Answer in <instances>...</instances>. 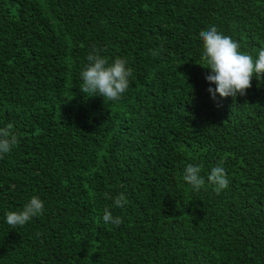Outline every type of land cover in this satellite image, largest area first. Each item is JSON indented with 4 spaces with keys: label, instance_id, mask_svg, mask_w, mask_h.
<instances>
[{
    "label": "trees",
    "instance_id": "trees-1",
    "mask_svg": "<svg viewBox=\"0 0 264 264\" xmlns=\"http://www.w3.org/2000/svg\"><path fill=\"white\" fill-rule=\"evenodd\" d=\"M211 26L255 59L264 0H0V128L19 139L0 159V264H264V81L211 98ZM93 47L133 70L117 102L80 92ZM190 163L228 187L192 191ZM33 196L43 214L10 227Z\"/></svg>",
    "mask_w": 264,
    "mask_h": 264
},
{
    "label": "clouds",
    "instance_id": "clouds-1",
    "mask_svg": "<svg viewBox=\"0 0 264 264\" xmlns=\"http://www.w3.org/2000/svg\"><path fill=\"white\" fill-rule=\"evenodd\" d=\"M202 42V54L200 60L208 70L205 77L209 85L207 91L215 101L217 95L223 99L237 96L243 97L252 87V81H264V49H260L256 58L241 52L240 45L231 37L222 35L215 26L199 33ZM164 49L152 50V55H159ZM87 63L80 72L82 81L80 92L89 98L99 96L105 102H117L129 88V77L133 70L127 67V60L121 57L115 58L109 63L108 58L100 55V50L95 47L86 56ZM19 144V139L13 131V125L8 124L0 128V159H3L13 147ZM222 163V162H221ZM200 165L187 164L183 169L182 180L191 187L194 192L200 191L207 184L214 186L213 190L219 194L226 189L229 180L225 169L218 164L213 167L210 174L201 175ZM127 204L123 194L113 199V206L122 208ZM44 202L37 196H33L19 211H9L5 214L6 223L12 227H23L32 218L42 215ZM105 224L118 227L123 221L119 216H113L109 208H105L102 216ZM40 234L37 233V236Z\"/></svg>",
    "mask_w": 264,
    "mask_h": 264
}]
</instances>
